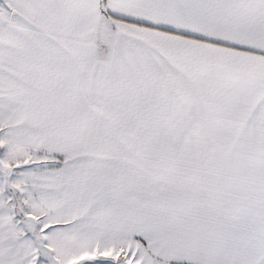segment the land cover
Listing matches in <instances>:
<instances>
[{"label":"snow or ice","instance_id":"6c2138e0","mask_svg":"<svg viewBox=\"0 0 264 264\" xmlns=\"http://www.w3.org/2000/svg\"><path fill=\"white\" fill-rule=\"evenodd\" d=\"M0 264H264V0H0Z\"/></svg>","mask_w":264,"mask_h":264}]
</instances>
